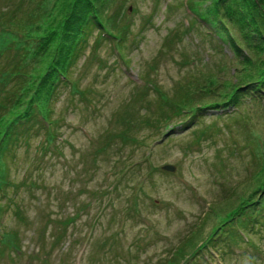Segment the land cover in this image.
I'll return each instance as SVG.
<instances>
[{
  "label": "rangeland",
  "instance_id": "374dc122",
  "mask_svg": "<svg viewBox=\"0 0 264 264\" xmlns=\"http://www.w3.org/2000/svg\"><path fill=\"white\" fill-rule=\"evenodd\" d=\"M183 1L100 0L122 38L92 30L69 68L74 85L57 88L52 132L34 127L16 148L13 201L0 197V264H264V192L251 181L264 146L240 134L237 112L167 117L229 54ZM13 53L0 47V61ZM254 197L241 241L207 243Z\"/></svg>",
  "mask_w": 264,
  "mask_h": 264
},
{
  "label": "trees",
  "instance_id": "16d2710c",
  "mask_svg": "<svg viewBox=\"0 0 264 264\" xmlns=\"http://www.w3.org/2000/svg\"><path fill=\"white\" fill-rule=\"evenodd\" d=\"M184 4L192 22L203 24L204 33L226 46L229 54L218 74H205L204 84L196 83L194 93L169 104L173 114L167 117L188 111L193 118L203 108L216 115L240 113V134L247 132V141L260 150L264 146V0H185ZM100 6V0H17L0 7V47L14 51L0 61V197L8 198L12 183L7 178L8 163L18 145L29 143L27 136L34 127L52 132L49 113L57 88L74 85L69 68L81 55L88 35L96 28L104 39L122 38V31H116L120 27ZM201 97L206 100L199 102ZM255 153L260 155L251 181L261 193L264 151ZM255 198L229 208L207 243L227 234L233 244L241 241L229 225L251 229L248 224L257 219L251 212L255 208H250ZM4 234L0 224L1 240ZM182 248L173 252L179 258L184 257Z\"/></svg>",
  "mask_w": 264,
  "mask_h": 264
},
{
  "label": "water",
  "instance_id": "95a60500",
  "mask_svg": "<svg viewBox=\"0 0 264 264\" xmlns=\"http://www.w3.org/2000/svg\"><path fill=\"white\" fill-rule=\"evenodd\" d=\"M162 169L172 171L174 170V166L172 164L165 163L161 166Z\"/></svg>",
  "mask_w": 264,
  "mask_h": 264
}]
</instances>
